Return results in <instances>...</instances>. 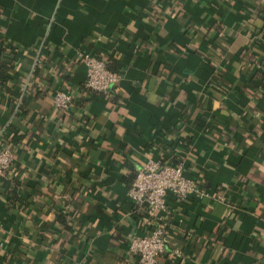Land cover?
<instances>
[{"label": "crops", "instance_id": "0c3cea01", "mask_svg": "<svg viewBox=\"0 0 264 264\" xmlns=\"http://www.w3.org/2000/svg\"><path fill=\"white\" fill-rule=\"evenodd\" d=\"M80 53L118 56L111 98L85 87ZM263 54L264 0H0V144L15 154L0 184L23 200L0 188V264H137L127 241L150 225L171 229L156 264H264ZM148 157L208 196L167 195L146 218L127 188Z\"/></svg>", "mask_w": 264, "mask_h": 264}, {"label": "built area", "instance_id": "2783aa9c", "mask_svg": "<svg viewBox=\"0 0 264 264\" xmlns=\"http://www.w3.org/2000/svg\"><path fill=\"white\" fill-rule=\"evenodd\" d=\"M85 67V87L104 99L113 95L120 74L110 70L103 58L91 53L78 54ZM255 67L264 77V54ZM73 101L72 94L63 88H56L51 98V106L56 110H66ZM15 160L14 152L6 145L0 144V176H4ZM172 195L178 201L189 197L208 196L207 190L196 178L190 177L181 162L169 163L148 157L146 162L136 170L132 182L127 188V198L131 203L144 208L146 218L153 217L157 212H167L166 196ZM216 198L222 199L217 194ZM171 229L167 225L149 226L141 233L130 235L127 250L137 264H156L157 258L166 250ZM174 254H180L174 249Z\"/></svg>", "mask_w": 264, "mask_h": 264}, {"label": "trees", "instance_id": "16d2710c", "mask_svg": "<svg viewBox=\"0 0 264 264\" xmlns=\"http://www.w3.org/2000/svg\"><path fill=\"white\" fill-rule=\"evenodd\" d=\"M197 32V31H196ZM213 46H212V48H210L209 50H208V52H207V54L205 55V56H207L210 60H209V63H210V65H211V67L213 68V70H214V73H216V74H218V75H220L219 74V71H220V69H219V67H218V65L216 64V61L218 60V58H219V46L217 45V43H214V44H212ZM245 51L246 52H249L250 54H253V55H255L256 54V47H255V45L253 44V42H250L249 43V45H247V47H246V49H245ZM97 57H99V56H97ZM100 58V57H99ZM118 60H119V58H118V56H116V55H112V56H110V57H108V58H106L105 59V62H106V66L110 69V70H113V71H118L117 70V64H118ZM242 63H243V66L244 67H246L247 68V70H246V73H248L249 71H250V69H251V65H252V61H251V59L249 58V56L248 55H243V57H242ZM248 67H250V68H248ZM257 71V70H256ZM258 72V71H257ZM259 73V74H258ZM257 74H255V72H254V74L257 76V79H260L263 75L260 73V72H258ZM253 74V75H254ZM210 84L211 85H214V87L216 88L217 86H216V83L215 82H213V81H211L210 82ZM214 92V91H213ZM2 138V137H1ZM1 141V140H0ZM2 143H4V144H8V143H10V141L8 142V141H5V139H4V141L2 140ZM12 151H13V149L12 148H10ZM135 173L136 172H134L133 173V176L131 177V181H132V179L134 178V176H135ZM15 183L17 184V182L12 178H8V179H5V178H3L2 179V181H1V184H0V188H1V193L2 194H4V195H9V193H11L12 195L7 199L9 202H14V200H16L17 202H23V200H22V198H20L19 196H15L14 195V185H15ZM202 186L205 188L206 187V183H205V181H202ZM81 186H79V188H80ZM206 189V188H205ZM63 193L65 194L64 196H63V198H62V202H69L70 201V197H71V194H68V192H67V190L65 189L64 191H63ZM67 193V194H66ZM71 193V192H70ZM27 203V201H25V204ZM56 215H57V217H56V220L58 221V223L60 224V226H61V228L62 229H69V224H68V222H67V220H66V217H65V215L63 214V213H61V212H57L56 213Z\"/></svg>", "mask_w": 264, "mask_h": 264}]
</instances>
